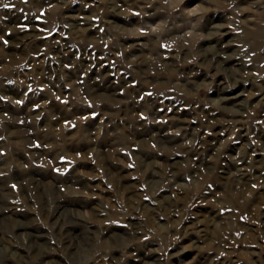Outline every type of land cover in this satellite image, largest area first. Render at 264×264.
Here are the masks:
<instances>
[{"label":"rangeland","instance_id":"obj_1","mask_svg":"<svg viewBox=\"0 0 264 264\" xmlns=\"http://www.w3.org/2000/svg\"><path fill=\"white\" fill-rule=\"evenodd\" d=\"M0 264H264V0H0Z\"/></svg>","mask_w":264,"mask_h":264}]
</instances>
